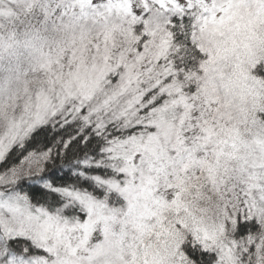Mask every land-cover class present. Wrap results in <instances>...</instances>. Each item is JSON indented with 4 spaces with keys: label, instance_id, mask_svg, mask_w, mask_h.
Returning <instances> with one entry per match:
<instances>
[{
    "label": "snow or ice",
    "instance_id": "obj_1",
    "mask_svg": "<svg viewBox=\"0 0 264 264\" xmlns=\"http://www.w3.org/2000/svg\"><path fill=\"white\" fill-rule=\"evenodd\" d=\"M0 264H264V0H0Z\"/></svg>",
    "mask_w": 264,
    "mask_h": 264
},
{
    "label": "trees",
    "instance_id": "obj_2",
    "mask_svg": "<svg viewBox=\"0 0 264 264\" xmlns=\"http://www.w3.org/2000/svg\"><path fill=\"white\" fill-rule=\"evenodd\" d=\"M37 139H38V145H39V144H43V143L48 142V141L45 139V137H44L43 134H42L40 137H38ZM38 145H37V146H38Z\"/></svg>",
    "mask_w": 264,
    "mask_h": 264
}]
</instances>
